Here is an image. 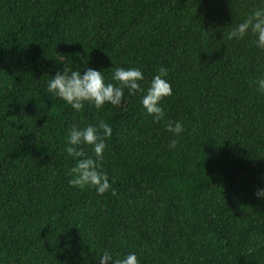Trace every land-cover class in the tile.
Here are the masks:
<instances>
[{
	"label": "trees",
	"instance_id": "obj_1",
	"mask_svg": "<svg viewBox=\"0 0 264 264\" xmlns=\"http://www.w3.org/2000/svg\"><path fill=\"white\" fill-rule=\"evenodd\" d=\"M264 0H0V264H264V51L228 33ZM160 68L154 122L142 93L74 111L57 71ZM179 121L173 136L166 123ZM104 121L110 190L69 185V128ZM172 139L175 149H169ZM93 156L90 146H83ZM113 191L115 195H113Z\"/></svg>",
	"mask_w": 264,
	"mask_h": 264
},
{
	"label": "clouds",
	"instance_id": "obj_2",
	"mask_svg": "<svg viewBox=\"0 0 264 264\" xmlns=\"http://www.w3.org/2000/svg\"><path fill=\"white\" fill-rule=\"evenodd\" d=\"M249 32L255 37L254 43L257 49L264 51V7L252 10L228 33V39H243ZM111 70L112 82H106L105 71L96 70L88 65L83 71H70L64 67L47 81L46 91L77 112L81 111L85 104L92 105L97 110L103 109L106 104L118 107L125 100V90L129 95L139 92L142 93L140 104L146 114L151 116L154 122L165 119V110L161 102L172 95L165 68L158 70L159 74L153 76L146 90L141 87L140 82L144 80V75L139 68L113 66ZM256 83L259 91L264 92V78L258 79ZM166 131L173 136H179L183 131L182 123L169 120L166 123ZM111 134L112 127L104 121L83 128L76 125L69 128L65 151L75 160V166L67 173L70 177L68 180L70 186L80 189L92 187L98 195L110 190L109 174L102 169L100 161L103 160L106 149L105 141ZM85 145L91 147L94 158L85 153L83 148ZM176 146L177 141L172 139L168 145L169 149H175ZM113 195H115L114 191ZM254 195L257 200L264 202V187L257 188ZM98 262L99 264H139L135 253L113 260L108 251L100 255Z\"/></svg>",
	"mask_w": 264,
	"mask_h": 264
}]
</instances>
